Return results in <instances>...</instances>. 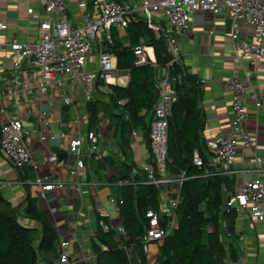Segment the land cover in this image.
<instances>
[{
  "label": "crops",
  "instance_id": "0c3cea01",
  "mask_svg": "<svg viewBox=\"0 0 264 264\" xmlns=\"http://www.w3.org/2000/svg\"><path fill=\"white\" fill-rule=\"evenodd\" d=\"M106 1L132 6L142 0H65L70 22L74 27L82 26L84 14L93 17L100 14V6L94 3L102 4ZM29 9L33 10L32 14L27 13ZM46 18L39 0H0V24L6 26L0 30V128L8 121H20L29 132L23 138V143L30 150L32 160L37 163L36 170L30 166L14 170L0 151V191L14 211L21 212L27 205V198L36 199L39 210L47 216L58 233L57 257L54 260V264H58L60 242L70 244L69 252L73 258L79 253L87 257L93 256L91 243L95 239L97 223L104 231L115 230L114 227L121 225L118 204L121 188L135 178L151 184L149 171L154 169V158L149 145V134L156 105L150 111H139L137 118L142 120L141 125L133 123L130 131L122 134L119 123L132 122L123 109L128 103L124 91L129 87L131 74L128 68H118L115 51L133 46V36L136 33L127 27H112L109 34L98 33L93 51L88 56L86 69L97 70L98 53L105 51L110 56L114 78L108 81L99 79L89 101L85 100L84 89L79 81L66 80L61 87L51 85L48 92L42 94L38 88L39 80L34 78L29 61L14 63L10 45L13 41L36 42L41 34L40 24ZM132 21L141 26L138 31L140 34H143L144 25L156 37L165 39L168 25L163 17L157 16L153 22L148 23L143 16L136 14L130 22ZM231 30L232 19L228 10L218 15L208 12L193 15L188 33L179 39L178 55L181 63L172 65L169 81L176 92L175 107L179 104L181 94L186 91L184 86L190 85L189 79L195 86L198 117L184 123L183 114L178 127L174 119H170L174 124V133L191 126L187 137L195 142L193 157L200 156L199 150L206 153L208 141L230 132L232 113L226 80L236 76L245 84V129L253 137L254 146L246 148L240 145L231 165L217 167V171L208 170V177L217 175L233 180L234 192L243 181L255 178L250 164L253 153H257L264 161V113L257 114L253 105L254 95L264 92V59H260L255 65L242 60L230 41ZM107 37H110V41ZM239 37L243 41H254V35L246 25L241 26ZM137 39L138 45L148 49L151 62L146 66L154 69V76L150 81L155 85L153 94L158 102V78L165 73L172 56L165 41L166 53L162 58L169 57V60L161 67L157 62L155 48L150 45V38L138 35ZM130 56L135 66L132 51ZM176 66L182 74L173 77V68ZM117 89L121 92L114 94ZM65 98L72 99V106L63 103ZM93 107L97 111L94 120L91 115ZM195 120L200 124L199 129L193 122ZM89 132L96 134V151L84 156L82 174L75 180L71 176V170L76 166V160L69 151V143ZM82 152H85L84 149ZM38 180L43 183H62L63 186H56L52 191L42 193ZM179 193L180 186L176 183L161 185L159 201L161 203L178 199L180 202ZM108 202L113 204V217L108 213ZM105 220L108 224L104 223ZM19 221L22 226L38 233L40 240L41 228L37 222L22 215ZM233 231L236 237L233 249L237 258L233 262L264 264V222L256 221L247 213H237ZM222 240L229 246L225 236ZM81 244L84 246H80ZM158 244H149L146 252L142 244L145 264L155 263ZM128 251L131 256V250Z\"/></svg>",
  "mask_w": 264,
  "mask_h": 264
},
{
  "label": "built area",
  "instance_id": "2783aa9c",
  "mask_svg": "<svg viewBox=\"0 0 264 264\" xmlns=\"http://www.w3.org/2000/svg\"><path fill=\"white\" fill-rule=\"evenodd\" d=\"M39 4L47 15L40 24V37L33 43L13 41L10 45L12 59L16 64L24 60L29 61L34 78L39 80L38 88L42 94H46L51 85L61 87L66 80L79 81L83 86L86 101L91 99L99 79L108 81L114 78V68L109 54L105 51L98 53L97 70L86 69L87 59L93 51L98 33L109 34L112 27L125 28L136 14L143 16L148 23L153 22L157 16L166 20L168 28L165 41L172 58L166 65L165 73L158 78V102L154 108L149 134V145L154 158V169L149 171V174L151 184L158 189L161 185L170 183L181 186L187 179L184 172L173 176L168 171V128L172 108L177 101L176 92L169 81V71L172 65L181 63L178 55L179 39L188 33L192 16L197 12L218 15L228 10L232 19L230 41L233 49L242 60H247L252 65L264 59V0H157L154 2L142 0L132 6L108 1L102 4L95 2L94 5L100 6V14L96 17L84 14L83 24L78 27H74L69 20L65 0H39ZM81 6L85 5L81 4ZM32 12V9L27 11L28 14ZM242 25L248 26L252 31L253 42L240 39L239 32ZM5 28V25L0 24V30ZM107 40L110 41V37H107ZM132 55L137 67L149 65L151 62L148 49L142 45L134 46ZM225 86L230 94L232 113L230 132L228 135L214 137L206 146L207 153L210 155L208 167L215 171L217 167H226L233 163L240 145L246 148L254 146L253 137L245 129L247 119L245 84L241 79L233 76L226 80ZM63 103L72 106L73 101L65 98ZM253 105L257 114L264 113V92L254 95ZM28 134L29 132L18 120L8 121L0 128V151L14 170H22L29 166L34 170L37 169V163L32 160L30 150L23 143V138ZM96 138L95 133L89 132L86 136L79 135L70 141L69 151L76 160V166L71 170L73 179L76 180L82 174L84 156L96 151ZM192 162L198 169L204 167L199 155H194ZM250 164L255 178L243 181L233 193L228 194L223 208L235 210L236 213H247L251 218L263 223L264 161L254 152ZM208 176V169H204L202 177ZM38 184L41 186L42 193L52 191L56 186H63L62 183H43L40 180ZM75 185L79 191L78 184ZM121 203L118 201L119 205ZM178 204V199L166 200L160 203L158 212L146 214L149 219L148 229L142 239L145 252L149 244L161 243L172 232L176 225L175 210ZM163 220H166L164 227ZM114 229L119 238L127 240V234L122 225ZM69 246L68 242L59 243L58 264H93V256L87 257L79 253L73 258L69 252ZM223 264H235V262L227 258Z\"/></svg>",
  "mask_w": 264,
  "mask_h": 264
},
{
  "label": "trees",
  "instance_id": "16d2710c",
  "mask_svg": "<svg viewBox=\"0 0 264 264\" xmlns=\"http://www.w3.org/2000/svg\"><path fill=\"white\" fill-rule=\"evenodd\" d=\"M139 26L133 21L127 26L136 33L133 36V46L115 51L118 68H128L131 74L129 87L124 91L128 103L123 109L132 122L119 123L122 134L129 132L133 123L141 125L142 120L137 118L139 111L143 109L150 111L157 103L153 94L155 85L150 81L154 76V69L149 66L136 67L131 61L130 54L132 48L138 45V35L150 38V45L155 48L157 62L161 67L169 60V57L162 58L166 53L165 39L156 37L154 32L144 25H142L143 34H140ZM179 74H182L180 68L174 67L172 76L176 77ZM189 82L190 85L184 86L186 91L181 94L179 104L172 108L170 119H174L177 127L183 114L184 123L198 117L195 86L190 79ZM120 92L121 90L117 89L114 94ZM91 115L93 120L96 119L97 111L94 107ZM193 122L196 123V120ZM196 124L199 129L200 124ZM190 127L174 133V124L169 121L168 171L173 176L184 172L187 179L180 186V202L175 210L176 225L158 244V254L154 264H223L227 258L236 261V253L233 249L236 241L233 225L237 213L235 210L223 208L226 194L233 192L234 181L217 175L201 177L204 169L211 170L208 167L210 155L207 151L203 153L199 150L204 167L198 169L193 165L195 142L187 137ZM120 201L122 203L119 208L121 218L119 224L123 226L127 240L117 237L118 233L113 229L104 231L98 222L95 239L91 243L94 264L146 263L142 252V239L146 235L149 220L146 214L159 211V189L135 178L121 188ZM21 215L40 225L41 237L38 245L34 242V231L21 225L19 221ZM163 221L164 227L166 220ZM104 223L108 224L106 220ZM222 235L230 243L229 246L223 243ZM57 240V231L47 216L39 210L35 198H27L26 207L19 212L13 210L0 191V264H54L57 257ZM127 249L131 250V256Z\"/></svg>",
  "mask_w": 264,
  "mask_h": 264
},
{
  "label": "rangeland",
  "instance_id": "374dc122",
  "mask_svg": "<svg viewBox=\"0 0 264 264\" xmlns=\"http://www.w3.org/2000/svg\"><path fill=\"white\" fill-rule=\"evenodd\" d=\"M107 209H108V213L111 215V217H113L114 214H115V213L113 212V204L110 203V202H108V203H107ZM33 238H34V242H35V244H37V243H38V240H39L38 233H34ZM86 244H88V242H86ZM80 246H84V244H81Z\"/></svg>",
  "mask_w": 264,
  "mask_h": 264
}]
</instances>
